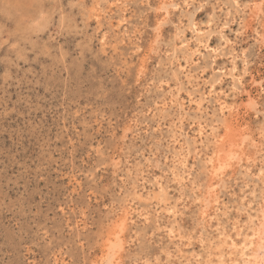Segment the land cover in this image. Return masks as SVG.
Masks as SVG:
<instances>
[{
    "label": "rangeland",
    "instance_id": "rangeland-1",
    "mask_svg": "<svg viewBox=\"0 0 264 264\" xmlns=\"http://www.w3.org/2000/svg\"><path fill=\"white\" fill-rule=\"evenodd\" d=\"M110 1L115 0H0V264H102L109 253L107 240L113 239L111 233L121 220L124 205L150 190L148 184L142 190L139 177L127 175V170L137 168L146 181L163 182L171 202L181 199L180 214L175 220L160 214L158 224L153 216L158 207L148 208L153 217L149 214L146 223L133 215L132 224L117 228L121 240L119 249L111 252H115L112 264H187L180 254L178 258L174 255L176 244L188 243L200 254L199 264H204L205 251L198 242H215L217 223L211 221L209 228L202 223L197 209L201 206L191 198L205 194L202 162L189 159L191 175L181 186L171 181L167 174L170 163L164 161L171 157V147L166 148L173 127L183 122V133H188L190 121L197 116L191 111L194 106L183 115L178 107L169 104L165 108L163 103L170 90L173 95L177 90V103L182 101L187 107L185 73L196 76L204 70L203 78L210 80L215 72L216 79L219 70L231 68V52L237 57L242 84L233 88L224 78L219 86L228 95L229 110L216 124V134L225 141L223 153L232 151L231 140L241 146L233 148L236 158L217 188L226 212L220 223L234 221L241 197L245 195L251 202V179H242L241 166L250 158L256 161L255 173L264 159L260 130L264 125V39L253 41L254 29L258 33L261 29L251 23L241 31L229 22L221 33L229 41L223 48L219 31L226 11L231 16L235 13L233 0H190L189 8L166 18L158 10L160 0H118L109 14L94 18L96 4L106 12ZM249 1L237 0L241 5ZM118 16H123L122 28L116 27ZM192 19L204 31L214 32L209 46L220 48L218 53L223 55L214 63L204 51L203 57H195L189 64L168 58L176 27L178 37V31L185 30ZM104 34L103 46L99 40ZM190 35L187 32L186 38ZM261 83L262 89L257 85ZM197 90L202 94L207 88L201 83ZM201 104L212 115L215 106ZM204 118L210 124V116ZM189 136L193 137L192 132ZM190 144V149H201L198 143ZM206 150L210 155L211 146ZM244 183L249 187L244 188ZM197 184L201 185L199 191ZM257 202L251 210L258 208ZM134 203L133 209L146 212L141 201ZM246 220L243 215L240 224ZM163 227L174 229L177 240L170 241ZM226 235L237 245L242 242L235 233ZM180 248L185 256L192 252ZM252 250L255 245L247 253L253 254ZM213 252L217 256L212 259L214 264L220 254ZM221 256L226 264L236 259L228 258L226 252ZM259 256L264 257V247ZM190 264L196 263L191 260Z\"/></svg>",
    "mask_w": 264,
    "mask_h": 264
},
{
    "label": "bare ground",
    "instance_id": "bare-ground-1",
    "mask_svg": "<svg viewBox=\"0 0 264 264\" xmlns=\"http://www.w3.org/2000/svg\"><path fill=\"white\" fill-rule=\"evenodd\" d=\"M95 3H97V2H95ZM117 3H119L118 0H115L114 2L110 1L109 5H108L109 9L106 12H102L101 9H98V7H100V6H99V4H96L97 6H95V12H93V13H95L94 18L99 19L101 16L103 17V16L109 14L107 12L108 11L111 12L112 8H114V6H118ZM159 3L160 4L158 7L159 8L158 10L162 14L163 18L168 17L172 12H175L179 9H182V10L187 9L192 4L190 0H160ZM232 4H233V8L235 9V13L231 16L230 11L225 10L226 11L225 15L227 17H229V16H231V17H229L230 19H227V17L225 16V18H226V19H224L225 23L221 26V30L219 31L220 35H221L222 31L227 29V25L229 24V22L232 25H236L237 27H240L241 31L245 27H248V26L251 27V25H252L251 23H254L256 26H258L261 29L260 33H258L256 31V29H254V33H255L254 38H253L254 43H257L260 40H263L264 39V10H263L262 4H264V0H260V3H255L254 0H250L247 4H243V5L239 4V2H237V0H233ZM101 5H103V4H101ZM231 7H232V5H231ZM102 8L104 9V7H102ZM119 9H121V8H119ZM123 12L124 11H122V13ZM119 16H118L119 20H115V22L117 21V26H116L117 28H119L120 25H122V23L124 22L123 16H121V17H119ZM246 18H249L251 20L250 23L245 22V20H247ZM112 19H113V17H112ZM109 20H107L106 22H108ZM177 21H179V20H177ZM210 23H211V21L208 22V25ZM120 28H122V27H120ZM125 28H126V26H125ZM230 31H232V30H230ZM187 32H189L191 34L190 38H186ZM212 33H214V32L213 31L209 32L207 30L204 31L199 26V23L194 22L193 19L188 20V25H187L186 29L178 31V37H177V27H176L175 35L173 34L174 38L172 40V45H170V47L172 46V48L170 49V53H169L168 58L175 59V62L176 63L178 62V64L181 60L183 62L186 60V62L189 64L193 58L203 57L204 55L202 52L204 51L207 53L206 57L209 55L212 56V59H213L212 63H214L217 59L219 60V58H221L223 55L221 53L220 54L218 53V50L221 52L220 48H218V47L214 48V49L210 48L209 41H210ZM227 39L228 38L223 37L222 35L220 36V40H222L224 43L223 48L228 47L227 43L229 41H227ZM99 41L104 46V43H106L105 42L106 41V35L105 34L102 35ZM263 44H264V42H263ZM233 51H234V49H233ZM179 55H181L180 59H179ZM230 55H231L230 56L231 57L230 58L231 68L229 69L228 72H224L223 69L219 70V72H217L218 78H216V79L214 78V76L216 74L215 72H212V74H210L211 75L210 80L203 78V76L205 74L204 70H201V72L197 73L196 76H194L195 74L192 75L189 71L187 73H185L186 76H184V77H186V80H187L186 84L189 87V89H188L189 92H186L187 93V99H188L187 107H185V104L182 101L181 102L179 101V103H177V97L180 95L179 91L176 90L174 95L172 94V92H170L171 90L168 92V94L170 96L168 98H166L167 103H165L166 101L163 103L164 107L169 105V104H170V106L174 105V107H178V110L185 112V113H183V115H184L190 111L192 106H194V108L191 109V111L194 112L195 116H197V117L194 119L191 118L192 120L190 119L191 121L188 125L189 129L187 128L189 130L188 133H185V132L183 133V130H182L183 122H179V127H177V126L173 127L174 128L173 132L169 133V138H168V143H167V148H166V149H169L171 147V149H169L170 150L169 154L171 155V157L170 158L166 157L165 160L164 159L163 160L167 161V163L168 162L170 163L171 167L167 171V174H169V176L171 177L170 178L171 181L175 182L176 184L178 183L181 186H183V184L189 180V177L191 175V173H189V170H190L189 165H188L189 159L192 158L193 160H199L202 162V170H203L202 174L204 176V181H202L203 182L202 186H203V190L205 191V194L203 195V198H200L199 196H195V194L192 193L193 195L191 196V198H192L193 202L198 203L201 206L197 209H199L198 216H199L200 221L202 223L206 224L208 228H209L208 224H210L211 221L215 220L214 222L217 223V224L215 223L216 226L213 225L215 227V228L214 227L213 228L215 229V232H216V238L214 237L216 241L214 240L215 242H212V241L207 242V240H206L207 244H205L204 241L198 242L199 247L203 250L202 252L205 251L204 252L205 253L204 264H213V261H212L213 257L217 258V256L213 252L214 250L220 254V256L218 257V261H216L214 264H226L225 260H222V258H221L222 257L221 255H223L225 252H226V255L228 256V258H230L232 256L236 257V259L232 260V262H231L232 264H264V257L259 256V252L262 251V249L264 247V159L260 163L261 167H258V169L255 173H253V168L256 167L255 166L256 161H253L252 159L250 160V158H247L245 160V165L241 166V171H242L241 175H242V179H245V178L249 179V180L251 179V183H252V190L250 193V196L252 197L251 202L246 200V198L244 197L245 195L243 197H241L240 198L241 206L239 209L236 210V218H234V221H232V222L230 221L231 222L230 223L228 220L224 223V225L220 223L222 221V220L220 221V218L221 217L225 218L226 212H225V208L221 207V202H220V198L218 197L219 195L217 192V188L219 185H222V183L224 182V177H225L226 171L231 167L232 161H234V159L236 158V153L233 152L234 151L233 148L241 146V144L237 145L235 141L232 142V140H231V147H232L231 150L232 151H230V153H227V152L223 153L225 141L222 140L220 137H218L216 134L217 129H218V126L216 124L218 122H221V120L224 118V116L226 114V111L229 110V107H228L229 105L226 102V98L228 97V95L225 94L222 91V89L219 88V86L221 85L224 78L229 79L232 82V84L234 86L233 88H237V86H240L242 84V76L237 74V66H236V58L237 57L234 56L232 52L230 53ZM241 56H243V53H241ZM200 60H201V58H200ZM176 63H175V65H176ZM243 63L245 64V62H243ZM163 64H164V62H163ZM183 66H185V65H183ZM169 67H171V66H169ZM169 67H168V69H169ZM180 69H182L184 71V69H186V68L180 66ZM198 69H199V67H198ZM174 71H173V74L175 72H177V70L175 72ZM206 75H208V74H206ZM168 83H170V82H168ZM172 83H173V81H172ZM180 83H182V82H180ZM201 83L203 84L205 90L207 88V90H206L207 94L204 92L202 94H200L201 92H199L197 90L198 87L201 85ZM257 85L260 86V88L262 89V83L257 84ZM166 86H164V87H166ZM176 87H178V86H176ZM190 89H192V90H190ZM168 94L166 93V95H168ZM197 96H199V97L197 98ZM160 97H163V96H160ZM154 99H156V98H154ZM157 99H160V98H157ZM252 101H253V99H252ZM205 102L210 103L212 106L213 105L215 106V108H213L212 115H210V113L207 112V109L202 108L204 106H201L202 105L201 103H205ZM247 103H250L251 106L253 105L252 104L253 102L252 103L247 102ZM247 103H246V105H248ZM252 107H254V106H252ZM251 109H253V108H251ZM186 111H187V113H186ZM148 113H149V111H148ZM203 114L205 116H210V124L207 123ZM212 119H214V120H212ZM170 122H172V121H170ZM187 122H188V120H187ZM151 129H152V127H151ZM162 130H164V129H162ZM260 130L262 131L261 137L263 138L264 137V125H262V128ZM190 132H192V136H193L192 138H190V136H189ZM235 138L237 139V137H235ZM190 141L192 142L193 145L198 143L200 145L201 149H197L196 147H194L193 149H190V147H191ZM163 145H164V143H163ZM260 145L257 146L259 148V150H260ZM209 146H211V154L210 155L207 154V150H206L209 148ZM212 146H213V148H212ZM164 151H165V149H164ZM192 161H190V162H192ZM235 161H237V159ZM140 168L142 169L141 166H140ZM143 168H144V166H143ZM144 170H145V168H144ZM151 170H152V168H151ZM146 171H148V170H146ZM162 174H163V172H162ZM127 175L135 176L136 179H137V177H139L140 180H137V181L142 182L141 183L142 184V190L146 189L145 184H148V186L150 187L149 188L150 190H147L145 196L143 194H138V195H136L137 197L134 200L127 201L126 205H124V210H123L121 217H120L121 220L118 221L120 224L118 223V225H115L114 232L111 233L113 236V239H116V241L114 240V242L110 245V243L112 242L111 240H113V239L108 238L107 243H109V246H107V247H108L109 253H106L107 254L106 258L103 260L102 264H112L111 258L112 259L114 258L113 256L115 255L114 254L115 252L112 255H111V252L116 251L117 247L119 249V247H120L119 243L121 240L120 239L121 237L119 236V232H118L117 228L121 229L122 227L127 226L129 223L132 224L133 223V217H132L133 215H136L137 217L142 218L143 222L146 223L149 221V214H150L149 209L152 208V210H153V208L158 207L157 210L153 211V216L155 218V222H156V224H158V222L160 220L158 221L157 219L162 214L166 215L168 217V219L173 218L174 220L177 217V215L180 214L179 209H178L179 208L178 202L181 199H179V200L176 199V200H174V202H171V198H169V196H168L169 191L168 192L166 191L168 188L164 187L163 182L161 183L157 179H154L152 181H146V179H144V174L138 168H137V170H135L133 172H131L130 170H127ZM191 182L192 181H190V184H191ZM192 184H194V182H192ZM196 186H197L196 190L199 191L201 185L197 184ZM244 186H245L244 188L249 187V185H246V184ZM129 187H131V186L129 185ZM191 190H193V189H191ZM131 191H133V190H131ZM211 199H212V201H211ZM137 200L141 201L143 205H146L147 210L145 208H143V210L146 211L144 214L138 212L137 209L132 208V205H135L134 201L137 202ZM245 201L247 203L246 205H244ZM254 202H257L258 208L256 210H251V208H252L251 206L253 205ZM138 204H140V202H138ZM209 207H210V209L208 210ZM249 210L254 212L255 215L251 216L250 215L251 212ZM211 212H212L213 216H211ZM150 215L152 216V213ZM243 215L247 216V220L245 221V224L242 225V224H240V218ZM154 218H153V220H154ZM199 218H197V219H199ZM137 220H138V218H137ZM163 225H164V222H163ZM172 225H174V224H172ZM171 227H173V226H171ZM163 228L166 229V232H167L166 235H168V238L170 239V241H174V240L176 241L177 240L178 235L173 234L174 229L172 231L171 230L172 228L171 229L166 228V227H163ZM210 231H211V229H210ZM157 232H159V231H157ZM226 232L235 233V237L238 239L241 238L242 242L239 245H237L236 242L234 241V239H232V236H229V235L227 236ZM163 233H164V231H163ZM184 233H186V232H184ZM211 234L213 235V233H211ZM202 238H204V237H202ZM185 239H186V237H185ZM254 241H256V242H254ZM195 244H196V242H195ZM253 245H255L256 250H252L253 254H248L247 252L250 249H252ZM181 246L185 247L186 250L192 251L191 250L192 244H190V243H188L186 245H180V247ZM177 247L178 246L176 244L175 245L176 255H174L175 257H177V253H178V254H180L179 257L182 259V261H186L187 264H190L191 260L194 263L199 264L198 261L201 260L200 254H196V253H194V251H192V252H190V254H188V256H185V254L182 252L183 249L181 250V248L178 247V250H177ZM168 252H170V251H168ZM159 254H161V253H159ZM166 255H167V258H170V255L168 253ZM239 260L242 261V263H238ZM175 263H177V262H175Z\"/></svg>",
    "mask_w": 264,
    "mask_h": 264
}]
</instances>
